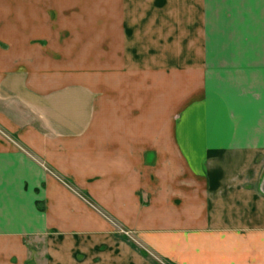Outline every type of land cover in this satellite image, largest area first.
Returning <instances> with one entry per match:
<instances>
[{"label":"crops","instance_id":"1","mask_svg":"<svg viewBox=\"0 0 264 264\" xmlns=\"http://www.w3.org/2000/svg\"><path fill=\"white\" fill-rule=\"evenodd\" d=\"M251 3L0 0V264H264Z\"/></svg>","mask_w":264,"mask_h":264},{"label":"rangeland","instance_id":"2","mask_svg":"<svg viewBox=\"0 0 264 264\" xmlns=\"http://www.w3.org/2000/svg\"><path fill=\"white\" fill-rule=\"evenodd\" d=\"M251 4H240L239 7L241 8L242 12H248L245 11L247 8H250V14L249 16H245L246 19H241L240 22L242 24L247 23L244 27H252L253 31L255 32L256 37V44H255V50H256V59L263 60V29H264V4L261 3L263 0H251ZM147 5H145L146 7ZM208 6L215 7V4H209ZM219 6V5H217ZM226 8L231 11L233 7H236V5H224ZM243 17V16H242ZM42 244L37 243L34 245V248L41 249ZM32 264H40L42 261L35 262L34 260L31 261Z\"/></svg>","mask_w":264,"mask_h":264}]
</instances>
